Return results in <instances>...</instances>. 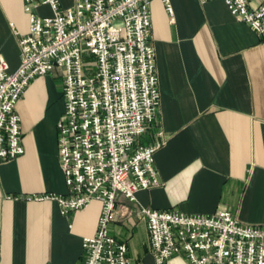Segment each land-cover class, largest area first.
Masks as SVG:
<instances>
[{
    "label": "crops",
    "instance_id": "obj_1",
    "mask_svg": "<svg viewBox=\"0 0 264 264\" xmlns=\"http://www.w3.org/2000/svg\"><path fill=\"white\" fill-rule=\"evenodd\" d=\"M59 2L67 8L74 0ZM170 3L173 20L162 0L150 2L160 100L156 123L139 139L147 144L163 132L154 153L159 184L139 190L135 202L117 194V204L132 213L109 223L141 264H156L141 207L186 214L226 208L243 224L264 225V35L223 0ZM37 13L52 12L44 5ZM27 30L23 0H0V55L10 71L20 63L19 38ZM60 90L52 71L33 79L16 104L24 152L0 162V264L80 263L83 238L96 232L97 200L62 214L55 201L28 199L67 192L57 145ZM165 264L191 263L174 256Z\"/></svg>",
    "mask_w": 264,
    "mask_h": 264
},
{
    "label": "built area",
    "instance_id": "obj_2",
    "mask_svg": "<svg viewBox=\"0 0 264 264\" xmlns=\"http://www.w3.org/2000/svg\"><path fill=\"white\" fill-rule=\"evenodd\" d=\"M162 1L173 20L170 0ZM223 1L237 20L264 35V0ZM150 2L74 0L61 8L59 0H23L28 30L19 38L18 67L10 71L0 55V162L24 152L16 104L26 87L52 71L61 77L57 145L67 192L28 199L55 201L62 214L101 203L96 232L83 238V261L75 264H141L110 234L109 223L115 214L132 213L117 204V194L135 202L139 190L159 184L154 153L164 143L163 132L139 143L156 123L160 100ZM44 5L50 15L37 13ZM138 212L156 264L174 256L191 264H264V225L243 224L226 208L211 214Z\"/></svg>",
    "mask_w": 264,
    "mask_h": 264
},
{
    "label": "rangeland",
    "instance_id": "obj_3",
    "mask_svg": "<svg viewBox=\"0 0 264 264\" xmlns=\"http://www.w3.org/2000/svg\"><path fill=\"white\" fill-rule=\"evenodd\" d=\"M59 76V75H58ZM60 77V76H59ZM61 78V77H60ZM62 91L60 90V96L62 97V93H61ZM141 144H143V143H141Z\"/></svg>",
    "mask_w": 264,
    "mask_h": 264
}]
</instances>
